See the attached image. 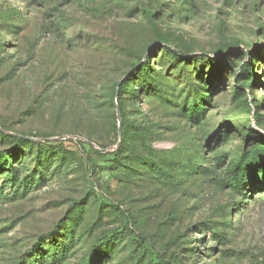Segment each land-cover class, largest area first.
Wrapping results in <instances>:
<instances>
[{
    "label": "rangeland",
    "instance_id": "rangeland-1",
    "mask_svg": "<svg viewBox=\"0 0 264 264\" xmlns=\"http://www.w3.org/2000/svg\"><path fill=\"white\" fill-rule=\"evenodd\" d=\"M37 258L264 264V0H0V264Z\"/></svg>",
    "mask_w": 264,
    "mask_h": 264
},
{
    "label": "trees",
    "instance_id": "trees-1",
    "mask_svg": "<svg viewBox=\"0 0 264 264\" xmlns=\"http://www.w3.org/2000/svg\"><path fill=\"white\" fill-rule=\"evenodd\" d=\"M144 13L147 15V17L150 19V22L153 26V29L155 31V33H157V27H156V22L155 20L153 19V14L147 10V9H143ZM163 43L164 44H167V41L163 40ZM124 86L125 84L123 85H119V87L117 88L118 92L122 91L124 89ZM122 113V112H121ZM12 140L16 143H22V142H25V139H22V138H17V137H13ZM255 169V168H254ZM45 257L48 259V260H51L52 258L46 254ZM28 263H31V264H39V258H37L36 260H32V259H28ZM172 264H176V261H171Z\"/></svg>",
    "mask_w": 264,
    "mask_h": 264
}]
</instances>
